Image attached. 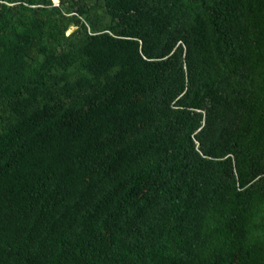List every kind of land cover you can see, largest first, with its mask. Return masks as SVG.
<instances>
[{
	"label": "trees",
	"instance_id": "16d2710c",
	"mask_svg": "<svg viewBox=\"0 0 264 264\" xmlns=\"http://www.w3.org/2000/svg\"><path fill=\"white\" fill-rule=\"evenodd\" d=\"M103 8L0 0V264H264V0Z\"/></svg>",
	"mask_w": 264,
	"mask_h": 264
},
{
	"label": "rangeland",
	"instance_id": "374dc122",
	"mask_svg": "<svg viewBox=\"0 0 264 264\" xmlns=\"http://www.w3.org/2000/svg\"><path fill=\"white\" fill-rule=\"evenodd\" d=\"M68 2H71V4L73 2L74 5L79 4L86 8L88 17L94 21L97 27L105 26L110 22L103 8V0H68ZM50 4L56 5L57 0H50ZM73 28L74 26L72 25L68 26L65 34L71 32Z\"/></svg>",
	"mask_w": 264,
	"mask_h": 264
}]
</instances>
